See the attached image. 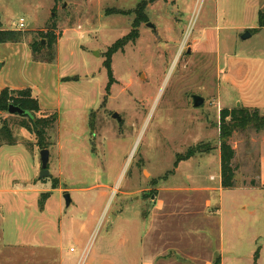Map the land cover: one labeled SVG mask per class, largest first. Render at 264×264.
I'll return each mask as SVG.
<instances>
[{"label": "rangeland", "instance_id": "obj_1", "mask_svg": "<svg viewBox=\"0 0 264 264\" xmlns=\"http://www.w3.org/2000/svg\"><path fill=\"white\" fill-rule=\"evenodd\" d=\"M142 1L147 20L135 28ZM245 2L0 0L1 28L25 32L0 43V90L31 88L58 117L47 131L51 177L42 179L35 133L20 115H0L17 141L0 152V189H11L0 194V264H264V130L233 134L234 188L220 171V111L241 100L223 78L234 58L264 56V32L242 38L264 0H251L258 13ZM53 25L55 60L35 61L31 43L47 46L39 33ZM134 29L136 41L111 57L107 92L106 53ZM257 80L248 91L264 97ZM193 95L204 103L195 107ZM199 145L212 149L175 166ZM23 178L50 194L44 213L41 194L12 191Z\"/></svg>", "mask_w": 264, "mask_h": 264}, {"label": "trees", "instance_id": "obj_2", "mask_svg": "<svg viewBox=\"0 0 264 264\" xmlns=\"http://www.w3.org/2000/svg\"><path fill=\"white\" fill-rule=\"evenodd\" d=\"M147 1H142L136 7L135 11L137 15L134 27L136 28L138 23L147 20V15L145 14V8L147 6ZM127 14V11L113 9L109 10L108 14ZM259 22L261 26H264V14L259 13ZM0 22V43H18L24 40L25 32L21 30L14 29H3L1 28ZM56 25L50 27L46 32L40 31L43 38L47 40V46L43 47L41 41H34L31 43V50L33 52V57L35 61L43 62H53L55 60V50L54 47L57 45V35L55 33ZM139 34L136 29L130 34L124 36L123 38L117 40L113 46H111L106 53L107 59L105 65L108 69L109 82L107 84V92L110 90V86L114 82L113 69L111 66V57L118 50L123 49L129 42H135ZM46 48V49H45ZM47 50L49 57L45 58L44 53ZM11 104L17 105L25 110L24 115H20L23 121L19 123L21 127L33 131L37 137L38 145L41 148H48L50 143L48 142L47 131L48 129L55 126L58 119L56 114L44 113L40 107L39 99L34 96L33 90L31 88L22 89H12L5 87L0 90V115L3 112H8V108ZM249 126H254L256 130H264V116L260 113L259 108H249L245 106H235L233 108H223L220 111V148H221V177L222 186L225 189H232L236 186V173L238 167L234 165V160L236 158V149L231 144V138L233 134L238 130H245ZM17 141L15 140L14 132L12 126L9 124L7 119H3L0 127V147L2 145H15ZM202 145L192 147L188 151V154L181 158L179 157L176 161L175 166H178V162L185 158H190L191 156L200 153L210 151L212 148L207 146L204 148ZM170 171L169 173H172ZM48 192H43L39 199V206L41 209L49 198ZM256 258L259 257V250H257ZM214 264H220V257H218Z\"/></svg>", "mask_w": 264, "mask_h": 264}, {"label": "crops", "instance_id": "obj_3", "mask_svg": "<svg viewBox=\"0 0 264 264\" xmlns=\"http://www.w3.org/2000/svg\"><path fill=\"white\" fill-rule=\"evenodd\" d=\"M253 3H251V0H246L244 4V8L248 9L250 13H256V9ZM258 13V12H257ZM259 18V14H258ZM259 20V19H258ZM244 33L246 31L251 32V37L255 36L256 34H261L264 32V26L260 25V22L258 21L257 26H245L244 28ZM234 68L232 69L231 72L227 74V77L223 80H225L228 84L229 87H239L241 90L239 91V95H241V100L238 101L237 105L240 103V106H245L249 108H259L260 110H264V97L262 95L256 96L255 95V90H250L248 91V88L250 86V83L255 80L256 83L258 82L257 79L259 77L264 76V56L261 55H247L246 57H241L239 56L238 58H234ZM222 80V82H223ZM254 83V84H256ZM3 146L0 147V152ZM10 157V156H9ZM12 159V160H11ZM15 159L13 158H8V161L14 162ZM220 171H221V164H220ZM28 182L24 178L21 179V184L19 189H13V192H21L24 193L26 192H33L35 196H39L42 194L43 191L42 188L39 187H24L27 185ZM27 189V190H26ZM11 192V189H7L2 187L0 189V194L6 193V192ZM50 199V198H49ZM45 203L44 208L41 209L39 206V211L44 213L47 208L48 201ZM37 207V204L35 205Z\"/></svg>", "mask_w": 264, "mask_h": 264}, {"label": "water", "instance_id": "obj_4", "mask_svg": "<svg viewBox=\"0 0 264 264\" xmlns=\"http://www.w3.org/2000/svg\"><path fill=\"white\" fill-rule=\"evenodd\" d=\"M147 25L153 27L155 29V26L151 23L148 22ZM251 37V32L246 31L244 35L242 36L243 39H247ZM1 66V65H0ZM204 103V97L200 95H193V105L195 107H199ZM8 113L10 114H17V115H24L25 110H23L21 107L11 104L8 108ZM113 118H116L117 120L121 121L120 115L116 112L113 115ZM49 161H50V150L49 148H42L41 149V173H40V178H49L51 177V172L49 170ZM65 200L67 202V206H70L72 199L70 197L69 193H66L64 195Z\"/></svg>", "mask_w": 264, "mask_h": 264}, {"label": "built area", "instance_id": "obj_5", "mask_svg": "<svg viewBox=\"0 0 264 264\" xmlns=\"http://www.w3.org/2000/svg\"><path fill=\"white\" fill-rule=\"evenodd\" d=\"M18 27H19V29H24L26 27L25 19L24 18H21L20 19V22H19Z\"/></svg>", "mask_w": 264, "mask_h": 264}, {"label": "flooded vegetation", "instance_id": "obj_6", "mask_svg": "<svg viewBox=\"0 0 264 264\" xmlns=\"http://www.w3.org/2000/svg\"><path fill=\"white\" fill-rule=\"evenodd\" d=\"M114 113H116V112H114ZM114 113L112 114V116L114 115Z\"/></svg>", "mask_w": 264, "mask_h": 264}]
</instances>
